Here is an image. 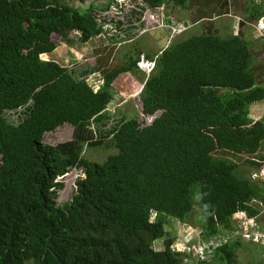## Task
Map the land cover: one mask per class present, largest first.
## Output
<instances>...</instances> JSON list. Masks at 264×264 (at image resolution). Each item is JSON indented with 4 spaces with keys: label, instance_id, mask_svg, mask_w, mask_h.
I'll return each mask as SVG.
<instances>
[{
    "label": "trees",
    "instance_id": "obj_1",
    "mask_svg": "<svg viewBox=\"0 0 264 264\" xmlns=\"http://www.w3.org/2000/svg\"><path fill=\"white\" fill-rule=\"evenodd\" d=\"M142 1L148 7L197 5ZM210 1L228 5L203 0ZM249 12L254 19L263 14L255 4ZM207 15L198 9L199 20ZM103 31L90 7L68 0H0V264H185L187 254L172 249V238L166 248L152 246L165 236L168 219L187 224L198 208L205 241L238 232V212L260 214L255 199L264 202V184L238 176L235 160L264 169V116H250V107L264 101V86L252 70L249 42L236 34L195 35L143 56L147 63L138 53L81 75L42 59L74 32L87 44ZM140 64L153 65L147 77ZM96 72L103 81L97 91L87 80ZM125 73L143 82V116H160L146 125L121 119L94 133L90 125L109 119L114 82ZM19 108L23 120L9 122L5 112ZM63 123L74 127L72 139L44 142L45 133ZM108 137L118 153L104 161L85 156V145L99 146ZM73 167L83 168L85 177L60 206L59 178ZM242 243L237 237L198 264H240Z\"/></svg>",
    "mask_w": 264,
    "mask_h": 264
},
{
    "label": "rangeland",
    "instance_id": "obj_2",
    "mask_svg": "<svg viewBox=\"0 0 264 264\" xmlns=\"http://www.w3.org/2000/svg\"><path fill=\"white\" fill-rule=\"evenodd\" d=\"M197 5L191 9H182L184 15L177 16L172 4H164L159 7H148L142 0H117L111 2L107 9L109 0H68L74 6L83 9L91 8L96 19L103 26V34L94 38L87 44H80L77 41V33H72L69 40L59 39V48L53 53L42 56L44 60H56L74 74H80L99 64L103 67H115L125 63L129 56L136 58L140 53V59L147 63V59L158 55L159 52L168 45L183 41L195 35L214 34L222 38L231 35H241L250 44L253 55L252 70L255 73L258 83L264 86V22L261 19H254L249 12L251 4H255L264 13V1L253 2L252 0H228V5H222L210 1L195 0ZM205 1V0H204ZM259 5L261 7H259ZM202 6V7H201ZM203 10L207 15L204 19H198V9ZM227 11V15L223 14ZM182 23L187 27L184 34L172 37L171 32H167V26L174 23ZM262 22V24H261ZM72 39V43H70ZM144 56V57H143ZM144 77H147L152 66L144 67L139 65ZM93 74V73H92ZM98 74V73H97ZM81 75V74H80ZM78 77V75H77ZM91 77V75H90ZM89 83L97 89L99 78H89ZM95 83V84H94ZM142 80L130 73L120 75L114 82L115 96L107 109L109 119L105 123H95L90 125V129L99 134L110 130L121 119L137 118L140 125L149 124L154 117L160 116L158 111L154 116H143L141 112V102L139 98L142 89ZM221 94L228 93L227 89H220ZM264 103V101H263ZM260 106V105H259ZM255 106L250 107V116L254 118ZM264 105L259 116H263ZM254 114V116H253ZM6 119L11 123H19L24 118V108L8 110L5 112ZM256 117V116H255ZM74 127L69 123H63L56 129L47 131L44 135V142L57 145L60 142L72 139ZM84 154L87 158L104 161L108 155L118 153L119 148L114 145L110 137L96 147L84 146ZM243 158L236 157L239 163L236 173L240 177L253 171L255 167L244 164ZM256 169V168H255ZM258 173H263V169H258ZM84 169L81 167L70 168L68 172L59 179L64 182V188L59 191L57 203L63 206L68 202L75 192V181L84 178ZM258 179V178H257ZM154 216L151 218L153 219ZM200 211L194 210L191 222L182 224L176 219H168L165 225V236L153 242L154 250L166 248L164 242L174 241L171 247L176 251L194 249L196 243L191 241L188 235L192 230L201 228ZM191 230V231H190ZM167 231V232H166ZM227 234V231H224ZM255 242H245L237 252V259L240 264H264V244ZM168 245V244H166Z\"/></svg>",
    "mask_w": 264,
    "mask_h": 264
},
{
    "label": "built area",
    "instance_id": "obj_3",
    "mask_svg": "<svg viewBox=\"0 0 264 264\" xmlns=\"http://www.w3.org/2000/svg\"><path fill=\"white\" fill-rule=\"evenodd\" d=\"M176 22L177 21L167 26L168 30L166 31L171 32L172 37H177L181 34H184L187 30V27H185V25ZM262 31H264V29ZM97 73L98 72L91 74V77L89 75V78H93V77L99 78L95 82L97 83L98 88L97 89L93 88L95 91H97L101 86V84H103L101 74L100 73L97 74ZM254 176H256V174H254ZM235 219L238 222L239 225L238 227L240 228V230L229 236H227V234L224 233V235H226L225 237L216 236L209 240L204 241L202 239V230L200 227L199 229H195L192 231L190 230L192 233L188 235V237L190 238L191 241L194 240V243H196V247L190 250L185 248L183 251L182 250L178 251L187 254V257L185 258V264H198L201 260L208 259L210 257V254H214V252L217 250L218 247L224 244H228L229 242H231V240H236L237 237H240L241 240L244 242L258 241L257 243L264 244V229L262 230L257 229L258 225L256 221H250L251 219H249L246 216L245 212H238V214H236L235 216Z\"/></svg>",
    "mask_w": 264,
    "mask_h": 264
},
{
    "label": "crops",
    "instance_id": "obj_4",
    "mask_svg": "<svg viewBox=\"0 0 264 264\" xmlns=\"http://www.w3.org/2000/svg\"><path fill=\"white\" fill-rule=\"evenodd\" d=\"M252 1L256 2L258 4L259 2L264 1V0H252ZM174 8H175L174 12L176 13L177 16L184 15V13L181 12V10H182L181 8H179V7H174ZM261 13H263V12L261 11ZM223 14L227 15V11ZM259 19H262L264 21V13L261 14ZM263 105H264L263 102L252 105V106H255L254 107L255 108L254 114L256 116L255 117L253 114L254 118L251 116L253 119H259V118H262L264 116V113H263V116H262V114H261V116H259V113H261V108L263 107ZM257 170H258V168H256V169L254 168L253 171L249 172L248 175L245 174L244 176L250 177L252 180L256 181L259 184L260 183L264 184V169H263V173H260V172L258 173ZM254 174H256V176H254ZM255 203L260 206V214L255 216V217H251V218L248 217V218L251 219L250 221H256L257 225L260 228H264V202L261 199H255Z\"/></svg>",
    "mask_w": 264,
    "mask_h": 264
},
{
    "label": "clouds",
    "instance_id": "obj_5",
    "mask_svg": "<svg viewBox=\"0 0 264 264\" xmlns=\"http://www.w3.org/2000/svg\"><path fill=\"white\" fill-rule=\"evenodd\" d=\"M91 75V74H90ZM209 206L208 205H204V208L207 209Z\"/></svg>",
    "mask_w": 264,
    "mask_h": 264
}]
</instances>
